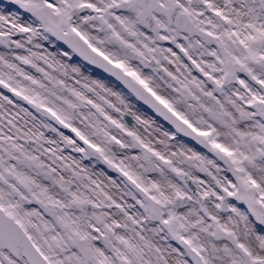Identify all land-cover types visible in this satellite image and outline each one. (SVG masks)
<instances>
[{"label":"snow or ice","instance_id":"obj_1","mask_svg":"<svg viewBox=\"0 0 264 264\" xmlns=\"http://www.w3.org/2000/svg\"><path fill=\"white\" fill-rule=\"evenodd\" d=\"M0 264H264V0H0Z\"/></svg>","mask_w":264,"mask_h":264}]
</instances>
